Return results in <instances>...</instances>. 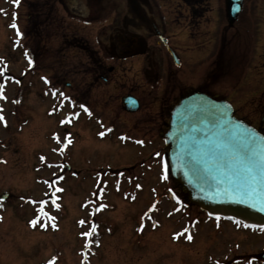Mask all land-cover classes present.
I'll list each match as a JSON object with an SVG mask.
<instances>
[{"label":"rangeland","instance_id":"obj_1","mask_svg":"<svg viewBox=\"0 0 264 264\" xmlns=\"http://www.w3.org/2000/svg\"><path fill=\"white\" fill-rule=\"evenodd\" d=\"M40 1L0 0V195H8L0 200V264H264L258 257L264 232L216 223L197 208L174 202L167 191L172 181L162 171L160 137L146 141L119 135L118 121L105 123L90 106L68 102L77 103L89 91L82 80L98 26L83 27L68 18L71 12L86 14L85 0H59V22L76 24L88 50L23 43L24 6ZM49 1L40 5H54ZM196 4L202 10L190 19L187 5ZM159 5L166 35L192 68L176 73L187 84H207L216 98L231 101L239 118L256 125L264 111V24L249 23L243 7L228 25L223 0H163ZM251 10L252 17L264 14V0H256ZM108 16L104 13L101 21ZM158 51L164 69L171 59L162 46ZM105 65L115 68L116 62ZM139 68L138 60L126 61L105 86L91 89L88 98H99L106 118L126 117L120 98L128 93L152 106L149 111L157 118H162L163 100L170 101L168 110L178 99L180 86L164 91L161 83L147 96ZM41 202L54 219L38 212ZM37 216L33 227L30 221ZM185 228L189 231L174 239Z\"/></svg>","mask_w":264,"mask_h":264},{"label":"flooded vegetation","instance_id":"obj_2","mask_svg":"<svg viewBox=\"0 0 264 264\" xmlns=\"http://www.w3.org/2000/svg\"><path fill=\"white\" fill-rule=\"evenodd\" d=\"M50 3L49 0L40 1ZM106 0H85L87 12L84 16L82 14L77 15L75 12L68 14V18L76 19L83 27L95 25L98 26L97 36H95L96 48H92L90 59H88L89 69L84 72L83 77L86 81L82 80L83 84L89 85V91L86 95L83 94L80 98H76L77 103L73 100V104H84L90 106L91 111L97 110L100 114V118L103 122H109L111 120L118 121L116 127L119 133H124L130 136H137L146 141L154 140L155 137L161 138V132L168 121V111L165 110L170 101L163 100L161 104L160 117L157 118L151 115L152 106L146 107L144 103H141L140 99L131 93L126 95H132L137 100V110L128 113L125 111L122 103L120 106L124 111V118H114L109 115V118L105 117L104 110H102L99 98H88L92 88L97 86L100 89L101 86H105L109 82L112 74H118L117 68L123 66V63L129 60H138L140 63V73L143 79V86L147 96L152 95V90L161 83L164 91H167L170 87H176L177 85L182 88L179 92L178 99L170 106L175 104L180 98L188 95L193 91H208L207 84H203L202 81L187 84L176 72V69H181L184 66L187 67V58H184L186 53H182L173 45V39L166 35L167 24L165 23V17L160 12V3L163 0H111L112 3L106 4ZM247 1V0H245ZM59 0H54V5H40L36 3L33 6H24L28 11L26 16L27 22L24 27L21 41L23 43L33 42L29 44L43 45L60 43L62 45H81L87 51V40L83 37H79L81 30L74 23H60L57 16V7L55 4ZM256 0H248L245 4L246 15L248 16L249 23L264 24L259 18L264 21V14L259 13L255 17H252L251 7ZM62 8V6H61ZM189 12V18L193 19L191 15L199 16L201 7L196 5L187 6ZM205 12V11H204ZM104 13L109 14L106 21H101ZM112 17L111 22L108 18ZM250 22V20H255ZM261 24V25H262ZM76 25V26H75ZM80 31V32H79ZM161 39L166 40V46L160 43ZM163 47L166 53L169 55L171 62L166 61V66L163 69L159 64L161 56L159 55V48ZM197 50L201 49V45H196ZM170 48L177 59V64L173 62V57L167 52V48ZM188 50H191L188 48ZM196 50V51H197ZM200 51V50H199ZM186 60L185 64L183 59ZM116 62L115 68L106 67L107 61ZM172 66V69H171ZM188 70L192 68L189 66ZM122 77H119V80ZM112 83V81L110 82ZM68 88H72V84H66ZM77 88V87H76ZM136 88V87H135ZM144 89V88H143ZM163 91V92H164ZM79 95V93H78ZM125 96V95H124ZM123 97V96H122ZM120 98V102L121 99ZM158 98V97H156ZM102 100V99H101ZM169 106V107H170ZM169 110V108H168ZM157 112V111H156ZM166 116H165V113ZM263 114V113H262ZM135 116L133 118H127V116ZM255 128L264 135V121L262 122L261 116ZM169 189H167L168 191ZM179 201L184 205L185 195L184 191L180 188L178 191ZM232 264V263H231Z\"/></svg>","mask_w":264,"mask_h":264},{"label":"water","instance_id":"obj_3","mask_svg":"<svg viewBox=\"0 0 264 264\" xmlns=\"http://www.w3.org/2000/svg\"><path fill=\"white\" fill-rule=\"evenodd\" d=\"M242 3L224 0L229 24ZM122 102L127 111L138 107L132 97ZM248 133L255 142L246 146ZM162 135L171 177L193 205L209 216L264 228V136L235 119L229 104L192 93L172 108Z\"/></svg>","mask_w":264,"mask_h":264},{"label":"snow or ice","instance_id":"obj_4","mask_svg":"<svg viewBox=\"0 0 264 264\" xmlns=\"http://www.w3.org/2000/svg\"><path fill=\"white\" fill-rule=\"evenodd\" d=\"M15 2L18 3V0H15ZM11 27H12V28H17V25H16L15 23H13V24L11 25ZM17 35H20V33H19L18 30H17ZM30 63H31V62H30ZM81 107L83 108L84 106L81 105ZM84 110L87 111L86 108H85ZM0 119H3V118L0 117ZM70 121H71V116L68 118V122H70ZM99 135H100V136H103L104 133H99ZM57 139H58V138H57ZM121 139H124V138L122 137ZM70 142H71V141H69V143H70ZM254 142H255L254 136H253L251 133H248V135H247V137H246V146H249L250 144H252V143H254ZM138 143H142V142H141V141H138ZM41 159L43 160L44 158L41 157ZM50 166H51V165H50ZM165 178H166V177H165ZM137 187H139V185H138ZM55 191H62V189H56ZM55 191H54L53 194H52L53 197H54V199H53V203H55ZM43 203H44V202H41V208L38 209V212H39L41 215H44V216L47 217V214H46V213L44 212V210H43ZM57 207H58V206H57ZM100 207L103 208V207H106V205H101ZM47 218H48V219H54L53 217H47ZM39 219H40V217L37 216V218H35V219H33L32 221H30L31 225H32L33 227H35L36 224L39 223ZM217 219H219V217H217ZM81 223H83V221H81ZM237 223H239V221H237ZM42 226H43V225H42ZM245 226H247V225H245ZM53 227H55V225H53ZM253 227H255V225H253ZM261 230H264V228H262ZM95 231H96V226L94 225V226L92 227L91 231H89L88 233H86V235H88L89 237H91ZM188 231H189V230H188L187 228H185L181 233H177V234H175V235H174V239H175V238H178L180 235H183L185 232H188ZM187 239H188L189 241L192 240V236H191V234L187 235ZM89 243H91V241H90ZM85 246L88 247L89 245L86 244ZM49 264H53V262L50 261Z\"/></svg>","mask_w":264,"mask_h":264}]
</instances>
